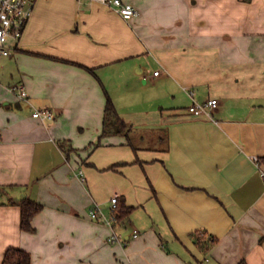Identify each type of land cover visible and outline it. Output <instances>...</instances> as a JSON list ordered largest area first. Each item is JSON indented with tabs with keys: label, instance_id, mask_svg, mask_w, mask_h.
<instances>
[{
	"label": "crops",
	"instance_id": "0c3cea01",
	"mask_svg": "<svg viewBox=\"0 0 264 264\" xmlns=\"http://www.w3.org/2000/svg\"><path fill=\"white\" fill-rule=\"evenodd\" d=\"M124 1L131 19L36 0L0 58V264L9 247L32 264H264V0ZM107 92L128 135L100 138ZM211 98V115L190 112ZM115 194L130 219H93ZM8 196L44 205L34 232Z\"/></svg>",
	"mask_w": 264,
	"mask_h": 264
},
{
	"label": "built area",
	"instance_id": "2783aa9c",
	"mask_svg": "<svg viewBox=\"0 0 264 264\" xmlns=\"http://www.w3.org/2000/svg\"><path fill=\"white\" fill-rule=\"evenodd\" d=\"M100 1L113 7L125 19H131L139 13V10L133 4L125 2L124 0ZM35 3L36 0H0V58L11 53V50L8 47V42L10 40H20L22 37L27 23L33 14ZM155 74H159V70L156 71ZM11 89L24 98L28 96V92L22 84H15ZM189 93L194 95V90H189ZM218 104L219 101L216 98H211L203 102L195 100L190 105L189 110L195 115H211L212 111L218 106ZM34 116L52 119L53 113L50 109H37L34 112ZM82 173L83 172L81 171L80 174L82 175ZM118 202L119 195L115 194L111 199V209L109 214L104 211L100 204L95 203L90 210L91 217L114 227L116 221L115 210L118 206ZM132 236H139V231L134 230ZM109 240L126 243V240H122L116 232L110 236Z\"/></svg>",
	"mask_w": 264,
	"mask_h": 264
},
{
	"label": "trees",
	"instance_id": "16d2710c",
	"mask_svg": "<svg viewBox=\"0 0 264 264\" xmlns=\"http://www.w3.org/2000/svg\"><path fill=\"white\" fill-rule=\"evenodd\" d=\"M131 131V125L128 124L119 114L114 101L107 92V103L105 108V116L103 123V133L100 138L106 135L125 134L128 135ZM100 140L95 144L98 146ZM63 148H65L62 145ZM69 152L68 150H65ZM120 164H113L109 169H116ZM7 193V187H0V199ZM7 204L18 205L21 208V228L24 231L34 232L33 218L43 209L44 205L37 200L24 196L21 198H15L8 196L4 201ZM134 206H128L124 202H118V206L115 210V226L119 223H125L130 219V216L134 210ZM197 244L202 245L204 250H209L210 246L214 244L216 238L206 232L196 233L193 235ZM2 264H32V255L25 249L20 247H9L4 255Z\"/></svg>",
	"mask_w": 264,
	"mask_h": 264
},
{
	"label": "rangeland",
	"instance_id": "374dc122",
	"mask_svg": "<svg viewBox=\"0 0 264 264\" xmlns=\"http://www.w3.org/2000/svg\"><path fill=\"white\" fill-rule=\"evenodd\" d=\"M108 193V192H107ZM111 199H112V196L109 198V201L108 202H105V203H100L103 205V209L104 211L109 214L110 213V209H111ZM140 214L143 215V213L140 211Z\"/></svg>",
	"mask_w": 264,
	"mask_h": 264
}]
</instances>
